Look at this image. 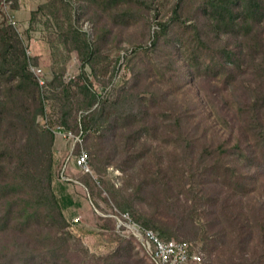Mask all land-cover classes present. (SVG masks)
I'll use <instances>...</instances> for the list:
<instances>
[{
	"label": "rangeland",
	"instance_id": "obj_1",
	"mask_svg": "<svg viewBox=\"0 0 264 264\" xmlns=\"http://www.w3.org/2000/svg\"><path fill=\"white\" fill-rule=\"evenodd\" d=\"M142 1L143 4L132 1L108 9L102 0H13L10 13L14 25L9 24L0 3V28L13 32L21 42L30 60L29 71L32 72L33 68L41 70L39 78L43 82L41 91L46 97V106L45 114L38 118V122L44 128L54 130L62 127V90L68 91L73 108L68 117L70 125L78 122L88 111L79 107L87 102L79 91V86L85 82L90 84L100 101L110 102L127 94V100L132 97L131 101L135 104L132 113L136 117L126 125L120 121L122 125L119 126L115 122L113 129L105 124L101 130L89 131L88 137L83 138V148L94 151L91 168L98 182L96 184L92 178L78 174V180L87 183L86 190L72 185L63 186L57 180L69 142L55 135L52 186L59 201L62 196H68L81 205L78 213L73 211L80 215L79 221L69 231L96 259L111 256L118 249L119 240L125 237L115 231L112 219L95 211L109 214L113 208L117 209L111 190L129 199L131 210L138 216L172 225L173 212L167 205L157 203L160 190L151 185L157 173L159 177L170 180L173 186L168 201L175 205L179 201L182 206L188 198L177 186L181 181L177 176L188 178L189 166L195 169L197 163L200 165L206 159L201 150L204 144L215 147L226 142L227 146H232L237 136L241 137L240 133H244V147L257 146V149L254 147L257 154H261L262 149L255 136L264 132V22L254 24L249 31L218 35L214 45L210 43L211 50L204 51L198 58V64H194L196 67L188 66L189 60L180 53L182 49L174 51L175 64L168 66L165 50L153 52L146 48H149L152 33L157 28L155 23L167 21L178 0ZM204 1L182 0L183 18H190L187 24L194 23L193 15ZM122 13L127 15L119 20L117 16ZM122 20L129 21L123 25ZM203 22L208 23L205 18ZM70 25L83 32L85 39L92 43V65L84 64L78 51L72 47ZM160 46H163V41H160ZM216 47L239 53L242 71L235 72V76L231 77L230 69H217ZM132 50L136 52L129 54ZM152 94L164 96L162 100L154 97L149 101ZM135 96L142 99L138 100ZM255 103H262L256 111L257 123L251 120L255 113L252 114L251 109ZM97 106L96 101L91 110ZM144 126L147 131L135 140L134 130ZM140 153L143 157L130 167V155ZM224 162L230 164L231 159ZM253 171L248 168L243 170L248 174ZM257 172L259 180L250 197L263 203L264 167ZM143 181L147 186L139 189ZM214 191L208 190V193ZM242 199L247 202L244 196ZM180 205L177 204L179 208L173 210L181 211ZM63 214L69 221L67 211L64 210ZM200 216L201 222H204L203 214ZM186 230L191 231L192 228L186 227ZM171 238L189 241L198 248L203 245L201 240L194 241L189 235L186 238ZM126 240L132 246V257L128 263L136 264V260H141L143 264H149L137 250L135 242ZM79 252H69L70 264H106L92 257H78ZM215 253L209 258L207 252H202L205 264H210L209 260L215 264L218 257ZM71 257H74L72 261ZM111 262L120 264L126 262V257L108 260L109 264Z\"/></svg>",
	"mask_w": 264,
	"mask_h": 264
},
{
	"label": "trees",
	"instance_id": "obj_2",
	"mask_svg": "<svg viewBox=\"0 0 264 264\" xmlns=\"http://www.w3.org/2000/svg\"><path fill=\"white\" fill-rule=\"evenodd\" d=\"M102 1L108 9L132 1L143 4L142 0ZM181 4L182 0L174 4L167 21L155 23L157 28L152 33L149 48H146L153 52L165 50L168 66L175 64V50L179 52L182 49L180 53L187 57L188 66L191 67L198 64V58L204 51L211 50L210 43L214 45L218 35L249 31L254 24L264 22V0H205L193 15L194 23L190 24H187L189 17L183 18ZM126 15L122 13L117 17L121 20ZM200 17L205 18L208 23L200 20ZM128 21L122 20L121 24L125 25ZM69 35L72 47L78 51L83 63L92 65L93 45L85 39L86 35L72 25L69 27ZM160 41H163V46H160ZM135 52L132 50L129 54ZM214 52L217 69H230L232 75L242 71L239 53L223 47H216ZM29 66L30 60L15 34L6 28H0V264H70L69 252L76 253L77 250L80 251L78 257L95 258L88 254L79 239L69 231L70 225L63 213L66 206L74 205L70 201L72 199L62 197L59 201L53 189L55 135L50 127L44 128L38 122V118L45 114L46 97L41 91L38 78L29 71ZM79 91L87 100L79 107L88 111L78 122L70 125L68 117L73 108L68 91L62 90L64 97L60 124L66 131L74 134L81 131L84 138L88 137L89 131H99L105 124L108 128H113L115 122L119 126L122 125L119 124L120 121L126 125L131 118L136 117L132 113L135 104L131 101L132 97L127 100V94L110 102L100 101L88 82L80 85ZM151 96L153 97L149 101L154 97L162 100L164 94ZM96 101L97 108L91 110ZM262 103L252 105L251 113L255 112L252 122L257 123L256 111L262 107ZM144 127L134 130L135 140L140 139L147 131V127ZM262 133L254 135L262 144L261 154L254 150L257 149L255 145L243 146L242 140L246 139L244 133H240L241 137L237 136L232 146H227L226 142L215 147L204 144L201 150L206 159L200 165L197 163L195 169L189 166L188 178L177 176L181 181L176 184L189 201H185L182 206L177 201L181 211L175 212L173 209L179 206L168 201L173 190L170 180L159 177L157 173L151 185L159 187L157 203L167 205L173 212L172 225L138 216L131 210L132 202L129 199L111 190L117 210L128 212L135 222L153 230L162 240L172 236L186 238L188 235L194 241L201 240L203 245L199 249L207 252L209 258L214 257L215 252L218 253L215 264H264V201L259 203L258 199L250 197L259 180L257 170L264 167V132ZM85 150L91 166L94 151L89 148ZM142 157L141 153L131 154L128 160L130 167ZM229 159L230 164H226L224 160ZM243 168L255 171L248 174L243 172ZM146 186L143 181L139 189ZM212 189L215 191L208 193ZM243 196L247 202L242 199ZM201 214L204 222H201ZM186 227L193 231L186 230ZM122 238L118 249L111 256L95 259L109 264L110 259L116 261L126 257V262L120 264H129L132 246L126 237ZM136 262L143 264L141 260ZM209 262L212 264L210 260Z\"/></svg>",
	"mask_w": 264,
	"mask_h": 264
},
{
	"label": "built area",
	"instance_id": "obj_3",
	"mask_svg": "<svg viewBox=\"0 0 264 264\" xmlns=\"http://www.w3.org/2000/svg\"><path fill=\"white\" fill-rule=\"evenodd\" d=\"M12 2L13 0H0L9 24L14 25L13 16L10 13ZM32 72L38 77L39 85L42 86L43 82L39 78L41 70L39 68H33ZM52 133L54 135H60L69 142L68 152L57 172V180L61 184L72 185L86 190V186L82 182L69 174V168L73 166L80 174L87 175L98 184L89 164L88 153L82 145V132L80 131L78 134H74L71 131L64 130L62 127H57L52 130ZM87 196L89 197V195ZM95 211L102 217L112 219L115 231L133 240L137 250L149 264H205L203 255L198 247L184 240L173 238L162 240L153 230L145 228L135 222L128 212H121L116 208H113L109 214H100L96 209ZM78 221V218H73L68 223L70 227H73Z\"/></svg>",
	"mask_w": 264,
	"mask_h": 264
},
{
	"label": "crops",
	"instance_id": "obj_4",
	"mask_svg": "<svg viewBox=\"0 0 264 264\" xmlns=\"http://www.w3.org/2000/svg\"><path fill=\"white\" fill-rule=\"evenodd\" d=\"M69 174L72 175L74 178H77L78 179V174H80V173L73 166H70V168H69ZM76 189H78V187H76ZM62 197L64 199H71L68 196H66V197L62 196ZM70 201H72L74 205H68V206H66V209H65V211H67V213L69 214V217H70L69 219L72 220L73 218H79L80 215L73 213V211L75 212V210H76V213H78L77 211H79L81 205L80 204H76V202L74 200H70Z\"/></svg>",
	"mask_w": 264,
	"mask_h": 264
}]
</instances>
